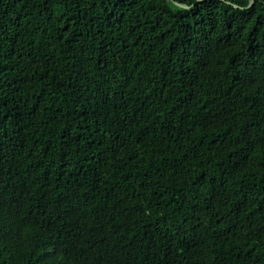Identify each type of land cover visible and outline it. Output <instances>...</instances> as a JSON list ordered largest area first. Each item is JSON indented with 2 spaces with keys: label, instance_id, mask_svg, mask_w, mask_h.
<instances>
[{
  "label": "trees",
  "instance_id": "16d2710c",
  "mask_svg": "<svg viewBox=\"0 0 264 264\" xmlns=\"http://www.w3.org/2000/svg\"><path fill=\"white\" fill-rule=\"evenodd\" d=\"M250 1L0 0V264H264Z\"/></svg>",
  "mask_w": 264,
  "mask_h": 264
},
{
  "label": "water",
  "instance_id": "95a60500",
  "mask_svg": "<svg viewBox=\"0 0 264 264\" xmlns=\"http://www.w3.org/2000/svg\"><path fill=\"white\" fill-rule=\"evenodd\" d=\"M255 3H256V0H251L250 1V5L247 7V9H251L254 5H255ZM177 5H179V6H181V7H184V8H188L187 6H185V5H181V4H178V3H176ZM237 7V6H236ZM238 8V7H237Z\"/></svg>",
  "mask_w": 264,
  "mask_h": 264
}]
</instances>
